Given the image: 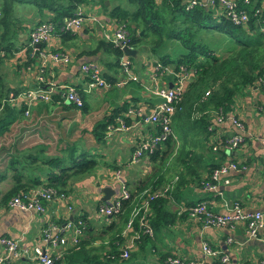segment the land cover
Segmentation results:
<instances>
[{
	"label": "crops",
	"instance_id": "obj_1",
	"mask_svg": "<svg viewBox=\"0 0 264 264\" xmlns=\"http://www.w3.org/2000/svg\"><path fill=\"white\" fill-rule=\"evenodd\" d=\"M176 1L183 3L189 0ZM231 1H242L245 7L256 9V12L264 8V0ZM112 5L131 8L124 2ZM104 7L106 9L101 10L99 0L80 3L76 10L94 15L97 21L87 20L71 35H54L44 45L43 52L62 50L69 54L70 61L59 64L47 57L32 55L25 46L30 29L41 19L53 16L52 12L45 9L38 12L31 3L16 2L12 6L6 25L10 46L0 50V103L25 108L27 101L24 96L28 91L40 88L36 76L41 72L45 79L44 87L52 88V94H61L63 85L80 89L83 107H70L62 96L51 100L50 95L47 101L30 105L26 117L23 114L13 120L0 137V200L15 181L26 188L46 186L51 174L58 173L56 160L66 166L71 152L86 151L94 156L97 165L88 173L66 175L64 192H61L66 198L48 203L42 213L0 203V236L15 240L20 250L18 256L11 257L5 264H35L32 250L41 228L49 222L63 223L77 216L85 220L80 237L84 240L83 247L78 248L77 245L74 249L58 248L51 252L55 255L58 252L56 260L59 259L60 264H101L99 261L109 250L114 234L120 233L125 222L120 215H98V205L118 197L120 184L131 193L138 183L148 182L152 176H155L153 180H161L159 185H162L177 179V173L181 174V179L164 198L163 205L151 212L158 215L159 221V225L153 228L152 237L141 238L128 257L117 260V263L169 264L167 258L176 256L192 264H214L215 260L201 251V242H206L211 250L228 258L225 264H264V225L256 237H248L240 223L230 228H203L198 220L183 211L203 201L218 214L227 212L235 202L247 212L264 211V94L257 83L245 87L241 95L233 98L224 116L197 104L196 108L191 106L190 111L187 110L189 105L183 106L171 118L170 151L153 163L147 155L136 163L129 162L139 141L154 130L153 125L145 120L160 101L152 89L170 88L169 84L171 87L174 84L171 83L170 68L164 66L154 70L152 63L157 57L149 46L142 45L141 58H144L142 54L145 55L142 74L137 70L140 66L131 67L136 82L127 81L115 89L86 91V80L79 70L82 63H95L105 80L113 82L120 76L112 56L102 48L96 49L104 32L110 33L118 24L123 25L108 16L112 8L109 2ZM216 7L215 13L218 14L221 8ZM208 41L214 39L208 37ZM184 51L174 40L157 49V53L171 55ZM137 55L135 51L133 57ZM121 56L131 57L123 52L119 58ZM184 80L190 78L185 77ZM177 111L188 112L190 121L206 115L209 122L207 132H201L197 123L190 125L178 118ZM109 116L112 118L104 128L94 130L96 123L109 119ZM220 116L222 119L218 121ZM231 117L240 121L242 131L231 122ZM237 133L242 135V144L228 148L223 141ZM159 148L165 150L162 145ZM228 162L242 164L244 168L228 171L222 176L227 183L220 180L215 191L203 190L209 168ZM115 172H118L117 177ZM145 188L151 187L147 185ZM104 191L108 195L106 201L101 200ZM120 247L121 243L114 250L119 251ZM0 252H3L1 247ZM83 253L90 262L84 261Z\"/></svg>",
	"mask_w": 264,
	"mask_h": 264
},
{
	"label": "trees",
	"instance_id": "obj_2",
	"mask_svg": "<svg viewBox=\"0 0 264 264\" xmlns=\"http://www.w3.org/2000/svg\"><path fill=\"white\" fill-rule=\"evenodd\" d=\"M87 1L89 0H0V50L8 47V45L10 46V43H8L10 41L9 29L6 25L14 3H31L38 12L44 9L52 12L53 16L41 19L38 23L51 21L59 24L64 16H73L76 7L80 3ZM125 1L131 8L115 5L108 13V16L115 19L116 23H123V27L128 34L125 44L137 52L142 45L149 46L157 57V60L152 63L153 67L156 64L159 65L160 69L168 66L170 68L169 75L172 79L171 83L175 84L176 75L185 74L186 79L190 78V80H184L185 83L176 110L189 105L187 110L190 111L191 106L196 108L197 104L200 107L217 111L224 116L228 112L233 98L241 95L245 87L257 83L264 69V31L261 29V24H264V8L256 12V9L249 10L245 7L242 1L237 2V8L246 14L247 20L243 24H235L222 13H215L217 5L205 6L202 3H196L186 9L191 0L183 3L176 0H160L159 2L155 0ZM199 1L197 0V2ZM99 3L102 8L106 9L103 1L99 0ZM140 31H142V34H139ZM72 33L57 32L56 34L65 36ZM208 37L213 38L214 41L209 42ZM170 40H174L185 51L173 55L170 53H157V49ZM99 48L111 55L113 64L118 66V58L122 54L118 46L101 39L96 45V49ZM132 58L129 57V61ZM38 84H40L41 88L44 87L45 79ZM74 88L82 101V91L76 87ZM50 95L51 100H58L61 96L60 93H51ZM66 104L77 109L83 107V102L80 106H76L73 103ZM23 110L24 107L16 108L9 106L5 102L0 103V137L13 120L23 116ZM111 118L112 116H109V119L96 123L94 130L104 128ZM178 118H182L190 125L197 123L201 128V132H207L206 128L209 122L206 115H201L197 120L190 121L188 119L189 113L181 111L178 113ZM161 145L165 148L164 151L159 150ZM170 146L171 136H168L157 143L147 154L148 160L152 163L160 161L164 154H167L168 150L170 151ZM59 162V160H56L58 173L51 174L46 183V187L52 188L57 192H64L62 188L65 185L64 177L66 175L88 173L97 165L94 156L86 151H80L76 154L71 152L66 166L59 164ZM213 169L214 167L209 168V173ZM16 177L18 176L16 175ZM16 177L13 179L15 180ZM154 178L155 176H152L148 182L138 183L134 192H129V198L121 200V212L116 216L120 215L122 222L127 219L132 206V196L135 193L142 191L147 185L154 189L161 184V180H153ZM180 179L181 174L177 173L173 188H175ZM22 186L19 185L18 181H15L2 195L0 203H6L7 205L11 197L27 189ZM164 198L166 197L154 199L150 203L151 212L163 205ZM157 216L155 213H151L149 216L152 230L159 225ZM72 219L73 221H83L85 227V220L82 217L77 216ZM120 243L121 238L117 231L110 242L109 250L101 258L102 261L99 262L101 264H120L117 263V260H120L119 251L114 250ZM77 244L78 248H82L84 240L81 238ZM82 256L84 261L90 262L84 256V253ZM52 264H60L59 259H54Z\"/></svg>",
	"mask_w": 264,
	"mask_h": 264
},
{
	"label": "built area",
	"instance_id": "obj_3",
	"mask_svg": "<svg viewBox=\"0 0 264 264\" xmlns=\"http://www.w3.org/2000/svg\"><path fill=\"white\" fill-rule=\"evenodd\" d=\"M196 3H202L205 6H219L221 8L220 13L228 17L235 24H243L247 20L246 14L237 8L236 2L231 0H200L199 2H197V0H191L186 6V9ZM87 20L90 22L97 21L94 15H88L82 13L80 10H76L73 16H64L59 24L51 21L36 23L30 29L25 46L29 49L32 55L42 58L47 57V59L54 63L66 64L70 61V56L67 52L62 50L43 52L42 49L52 36L58 35L56 34L57 32H75L79 30ZM261 29L264 31V26ZM127 35V31L123 25L118 24L110 33L104 32L102 37L105 41L118 46L120 49L123 47L132 49L125 44ZM39 46L40 48H38ZM153 68L154 70H159L160 67L159 65H155ZM118 69L120 74L119 79H115L111 82L102 77L101 72L95 63L85 62L79 66L80 73L86 80L85 89L89 92L97 89L108 90L111 88H117L123 86L127 81H136L137 78L132 74L130 61L127 57L121 56L118 59ZM176 77L175 84L172 87L165 89H152V92L160 98V101L154 105L153 109L145 117V120L153 125L154 130L139 141L131 154L129 162H138L139 159L147 155L157 143L171 135V118L176 111V106L183 90V81L186 76L185 74H181L176 75ZM36 79L38 83L43 82L44 78L41 72H38ZM257 85L264 94V69L257 80ZM60 92L65 102L73 103L76 106L82 104L81 97L73 86L63 85L60 88ZM51 93L52 88L49 86L44 88L37 87L34 90L28 91L24 96L27 103L23 110V114L27 116L29 113L28 107L30 105L39 101H47ZM221 119L220 116L217 120L219 121ZM231 122L238 130L242 131V124L236 117H231ZM223 142L228 148H236L242 144L243 138L241 134L237 133ZM262 142L264 145V140ZM243 168L244 166L242 164L235 162L220 164L210 171L209 176L206 179L207 181L202 185L203 190L208 192L215 191L217 184L222 180V176L228 171L240 170ZM115 176H118V172H115ZM175 180L176 178L170 182L158 185L154 189L145 188L132 196V206L124 226L119 233L121 247L118 255L120 259H126L130 251L136 248V245L141 238L145 236L152 237L153 230L149 223V216L151 215L150 203L154 199L168 197L172 191ZM222 181L227 183V180L225 179ZM120 185V195L113 198L109 203L99 204L96 211L98 215L110 217L116 216L121 212V200L128 199L130 193L123 184ZM65 198L66 196L61 192H57L56 190L43 185H38L27 188L25 191L11 197L8 200L7 206L21 210L33 209L37 213H42L48 203L63 201ZM183 211H185L192 219L198 220L203 228L210 226L230 228L234 224L240 223L244 226V231L248 237H256L264 225V211L247 212L242 210L237 202L233 203L228 211L222 214L214 213L206 206V202L204 201L194 203ZM83 228V221H73V219L66 220L63 223H47L41 228L37 244L33 246L32 258L35 264H52V261L58 257V252L56 255L51 252L55 249L57 250L59 248L65 250V248H76ZM200 245L201 251L216 261L214 264L227 263L228 258L223 254H218L211 250L206 242H201ZM0 247L3 249V252H0V264H5L11 259V257L19 255L20 250L17 242L6 236H0ZM22 253L25 254L26 250L23 249ZM166 261L169 264H192L190 261L180 259L176 256H169Z\"/></svg>",
	"mask_w": 264,
	"mask_h": 264
},
{
	"label": "rangeland",
	"instance_id": "obj_4",
	"mask_svg": "<svg viewBox=\"0 0 264 264\" xmlns=\"http://www.w3.org/2000/svg\"><path fill=\"white\" fill-rule=\"evenodd\" d=\"M101 1H107V2H109V4H110V7H112L113 5H112V3H115V2H117V4L119 3V4H122V2H124V4L126 3V1L125 0H101ZM19 3V2H18ZM21 4H28V3H21ZM99 6H100V3H99ZM103 8L101 7V10H102ZM101 10H99V12L101 11ZM161 47V46H160ZM159 47V48H160ZM142 47H140L139 48V51H138V55H137V57H133L132 59H131V67L132 66H140V68H137V70H138V72L140 73V74H142V68H144V66H145V64H144V58H145V55H143L142 54V56H144V58L142 59L141 58V55H140V49H141ZM159 54H163L162 52L161 53H159ZM113 89V88H112ZM115 89V88H114ZM171 156V155H170ZM170 156H168V157H170ZM167 157V158H168Z\"/></svg>",
	"mask_w": 264,
	"mask_h": 264
},
{
	"label": "water",
	"instance_id": "obj_5",
	"mask_svg": "<svg viewBox=\"0 0 264 264\" xmlns=\"http://www.w3.org/2000/svg\"><path fill=\"white\" fill-rule=\"evenodd\" d=\"M103 3H104V5H106L108 2L107 1H104ZM139 34H142V31H140ZM121 50H122V52H123V54L125 56H131V57H133L135 55V50L134 49H128L126 47H123ZM169 87H171V84H169ZM103 193H104V197H101V200L102 201L108 200L107 192L104 191Z\"/></svg>",
	"mask_w": 264,
	"mask_h": 264
}]
</instances>
